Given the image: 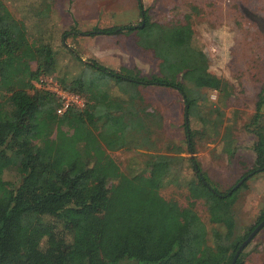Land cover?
Returning a JSON list of instances; mask_svg holds the SVG:
<instances>
[{
  "label": "trees",
  "instance_id": "obj_1",
  "mask_svg": "<svg viewBox=\"0 0 264 264\" xmlns=\"http://www.w3.org/2000/svg\"><path fill=\"white\" fill-rule=\"evenodd\" d=\"M135 3L139 25L94 27L75 34L130 36L135 48L151 54L158 74L139 76L126 69L120 74L83 61L64 44L69 33L63 32L60 47L81 68L80 76H72L59 68L50 42H29L25 24L0 0V177L13 171L18 178L11 186L0 183V264H230L239 245L264 221L263 209L240 239H232L228 231H208L195 202L204 201L210 221L222 224L246 180L221 193L195 157L188 161L196 179L183 181L188 204L181 208L171 201L168 208L159 196L167 183L178 184L185 159L180 157L183 150L173 145V155L159 152L151 124L160 117L149 111L140 88L179 92L188 154L196 153L193 140L200 135L217 142L232 158L236 121L224 109L234 86L205 67L188 22L153 23L143 1ZM41 76H51L65 90L84 96L86 107L57 116L56 97L33 86ZM198 89L216 92L222 104L199 102ZM263 108L261 94L245 127L255 137L254 166L240 180L264 171ZM194 121L200 130L192 129ZM123 149L148 152L141 172L121 174L108 152ZM153 215L162 231L145 226V217ZM113 231L117 236L107 238ZM156 235L164 239L152 253L144 240ZM242 252L235 264H241Z\"/></svg>",
  "mask_w": 264,
  "mask_h": 264
},
{
  "label": "rangeland",
  "instance_id": "obj_2",
  "mask_svg": "<svg viewBox=\"0 0 264 264\" xmlns=\"http://www.w3.org/2000/svg\"><path fill=\"white\" fill-rule=\"evenodd\" d=\"M5 1L14 17L25 24L29 42H50L55 47L59 68L72 76H80L81 68L66 50L61 49L58 36L63 32L69 33L64 44L78 53L83 61H95L120 74H124L121 67L137 72L139 76L158 74L157 63L151 54L136 50L131 37L98 40L75 34L76 31L85 33L94 27L139 25L142 19L135 0ZM142 1L153 23L188 22L191 38L201 51L205 67L214 76L226 79L234 86V95L224 109L226 116L236 121V151L232 158L221 152V145L217 142L200 135L193 140L196 153L188 154L184 104L179 92L163 87L140 88L149 111L160 117L158 122L151 124V138L159 152L173 155L169 150L172 145L183 150L180 157L185 160L180 162L182 172L178 184L167 183L158 191L168 208L171 201L183 208L188 204V191L183 181L196 179L188 161L190 157H195L211 185L221 193L236 186L254 166L252 146L255 137L245 127L255 113L259 96L264 94V0ZM186 17H189L188 21ZM30 67L34 71L35 63H31ZM196 96L205 105L219 102L214 91L198 89ZM191 127L200 130L198 121L192 122ZM147 153L124 149L108 152L125 176L142 171ZM16 182L18 178L13 171H5L0 177V183L9 186ZM194 208L208 231L216 228L222 233H232V239H240L256 225L264 209V171L247 177L244 187L236 193L232 206L225 213L226 220L222 224L210 221L204 201L197 200ZM164 224L170 226L166 219ZM145 226H150L155 232L162 231V225L154 215L145 217ZM116 231L109 232L107 238L117 236ZM163 239L158 235L153 239L147 236L144 243L153 253ZM241 264H264V227L243 250Z\"/></svg>",
  "mask_w": 264,
  "mask_h": 264
},
{
  "label": "built area",
  "instance_id": "obj_3",
  "mask_svg": "<svg viewBox=\"0 0 264 264\" xmlns=\"http://www.w3.org/2000/svg\"><path fill=\"white\" fill-rule=\"evenodd\" d=\"M33 86L56 97L59 104L56 109L57 116H62L70 109L83 110L86 107L87 100L84 96L65 90L51 76L39 77L33 82Z\"/></svg>",
  "mask_w": 264,
  "mask_h": 264
},
{
  "label": "water",
  "instance_id": "obj_4",
  "mask_svg": "<svg viewBox=\"0 0 264 264\" xmlns=\"http://www.w3.org/2000/svg\"><path fill=\"white\" fill-rule=\"evenodd\" d=\"M247 177H244L239 181V183L235 186L237 188L242 182L246 180ZM264 227V221L260 222L248 235V237L239 245L238 249L235 252V255L230 264H235L238 259L240 253L247 247V245L253 240V238L257 235V233Z\"/></svg>",
  "mask_w": 264,
  "mask_h": 264
},
{
  "label": "crops",
  "instance_id": "obj_5",
  "mask_svg": "<svg viewBox=\"0 0 264 264\" xmlns=\"http://www.w3.org/2000/svg\"><path fill=\"white\" fill-rule=\"evenodd\" d=\"M106 28V27H105ZM93 29V28H92ZM91 29V30H92ZM119 37H124V36H119ZM92 38H95V39H100V40H104L105 38L108 39V38H118V37H105V36H96V37H92ZM130 38V36H129ZM132 38V37H131ZM132 42H133V38H132ZM133 44V43H132ZM139 51V49H136ZM137 59H139V56H136ZM120 65V64H119ZM122 66V65H121ZM121 69H127L126 67H121Z\"/></svg>",
  "mask_w": 264,
  "mask_h": 264
},
{
  "label": "flooded vegetation",
  "instance_id": "obj_6",
  "mask_svg": "<svg viewBox=\"0 0 264 264\" xmlns=\"http://www.w3.org/2000/svg\"><path fill=\"white\" fill-rule=\"evenodd\" d=\"M239 181H240V180H239ZM239 181H238V182H239Z\"/></svg>",
  "mask_w": 264,
  "mask_h": 264
}]
</instances>
